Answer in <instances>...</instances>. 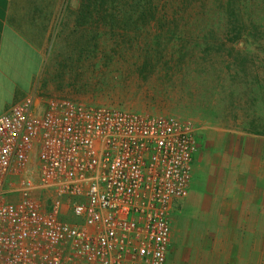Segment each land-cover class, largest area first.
<instances>
[{"label":"built area","instance_id":"1","mask_svg":"<svg viewBox=\"0 0 264 264\" xmlns=\"http://www.w3.org/2000/svg\"><path fill=\"white\" fill-rule=\"evenodd\" d=\"M198 129L29 100L0 116V264H167Z\"/></svg>","mask_w":264,"mask_h":264},{"label":"rangeland","instance_id":"2","mask_svg":"<svg viewBox=\"0 0 264 264\" xmlns=\"http://www.w3.org/2000/svg\"><path fill=\"white\" fill-rule=\"evenodd\" d=\"M134 1L52 0L59 14L43 82L50 98L176 117L199 139L207 125L264 134V38L250 43L225 30L206 37L204 22L155 23L148 4Z\"/></svg>","mask_w":264,"mask_h":264},{"label":"crops","instance_id":"3","mask_svg":"<svg viewBox=\"0 0 264 264\" xmlns=\"http://www.w3.org/2000/svg\"><path fill=\"white\" fill-rule=\"evenodd\" d=\"M58 14L52 0H0V116L54 99L43 82ZM201 129L194 187L174 206L167 264H264V134Z\"/></svg>","mask_w":264,"mask_h":264},{"label":"trees","instance_id":"4","mask_svg":"<svg viewBox=\"0 0 264 264\" xmlns=\"http://www.w3.org/2000/svg\"><path fill=\"white\" fill-rule=\"evenodd\" d=\"M119 1V0H117ZM128 4L131 0H121ZM115 0H108V3ZM148 4L151 21L174 24L178 21L187 24L204 22L206 37L225 30V34L253 42L264 38V0H135L134 6ZM193 8L198 10L193 13ZM166 16L157 18L162 10ZM143 14L141 19H144ZM142 21V20H139Z\"/></svg>","mask_w":264,"mask_h":264}]
</instances>
